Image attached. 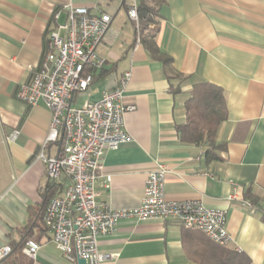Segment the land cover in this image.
<instances>
[{
	"label": "crops",
	"instance_id": "0c3cea01",
	"mask_svg": "<svg viewBox=\"0 0 264 264\" xmlns=\"http://www.w3.org/2000/svg\"><path fill=\"white\" fill-rule=\"evenodd\" d=\"M133 2L140 0H0V244L13 248L2 264H70L50 242L44 224L34 225L40 223L49 183L35 156L51 113L16 98L43 60L53 12L65 4L111 17L97 48L103 68L72 104L100 99L131 71L122 100L135 107L123 117L128 139L104 154L97 203L137 208L148 173L161 167L166 199L201 201L207 209L225 211L232 239L227 248L250 264H264V0H165L152 16L156 33L140 29L138 44L127 15ZM64 20L62 13L59 21ZM152 40L158 53L171 59L172 72L150 53L144 42ZM199 83L221 88L226 103L213 157L206 145L182 142L177 130ZM15 128L17 139L7 141ZM59 151L60 143L46 148L50 156ZM54 184L59 185L56 197L67 179L61 176ZM28 233L41 245L34 261L17 248ZM98 250L115 255L102 264H199L210 255L202 233L161 220H121L111 235L99 239Z\"/></svg>",
	"mask_w": 264,
	"mask_h": 264
},
{
	"label": "built area",
	"instance_id": "2783aa9c",
	"mask_svg": "<svg viewBox=\"0 0 264 264\" xmlns=\"http://www.w3.org/2000/svg\"><path fill=\"white\" fill-rule=\"evenodd\" d=\"M137 8V3L129 4L127 15L136 30L138 44L141 37ZM62 13L64 22L59 21ZM110 22L109 14L94 15L85 6L65 4L54 11L43 60L16 92V98L28 107L42 104L51 113L49 132L35 159L44 164L49 183H55L61 176L67 179L64 190L49 201L43 215L50 242L70 264H77L80 259L84 264H102L115 255L100 253L99 239L111 235L121 220L133 219L175 222L227 247L232 239L226 229L225 211L207 209L201 201L166 199L163 191L166 170L161 167L148 173L144 196L137 208L119 210L97 203L96 185L104 154L128 139L123 117L135 107L123 105L122 100L131 71L124 72L100 99L79 107L72 102L76 95L88 90L94 74L103 68L104 60L97 48ZM19 134L15 128L7 141L14 142ZM57 143L59 154L48 155L47 146ZM106 181H110L109 176ZM241 205L250 207L248 202ZM40 248L38 242L28 239L21 252L34 261ZM12 252V246L0 244V264Z\"/></svg>",
	"mask_w": 264,
	"mask_h": 264
},
{
	"label": "trees",
	"instance_id": "16d2710c",
	"mask_svg": "<svg viewBox=\"0 0 264 264\" xmlns=\"http://www.w3.org/2000/svg\"><path fill=\"white\" fill-rule=\"evenodd\" d=\"M164 2L165 0H140L137 4L139 29L152 31L153 34L156 33V29H151L152 16L157 15L158 8ZM153 34H151V38H153ZM144 43L150 53L157 54V60L163 62L165 67H170L171 59L158 53L153 40L145 41ZM169 71L172 72L171 68H169ZM226 116V103L222 89L209 83L196 84L192 88L190 97L185 102V122L177 127L179 137L182 142L187 144L206 145L208 147L207 154L213 157L211 150L218 148L215 145L216 132L220 123L226 120ZM58 191L59 185L48 183L45 190L40 223H35V226L41 227V222L44 224L43 215L46 206ZM261 215L264 219L263 211H261ZM29 235L30 233L25 236L17 248L21 249L24 242L31 239ZM208 244L210 246V255L206 259L198 261L199 264H250L248 258L237 254L227 247L217 245L210 240H208Z\"/></svg>",
	"mask_w": 264,
	"mask_h": 264
},
{
	"label": "water",
	"instance_id": "95a60500",
	"mask_svg": "<svg viewBox=\"0 0 264 264\" xmlns=\"http://www.w3.org/2000/svg\"><path fill=\"white\" fill-rule=\"evenodd\" d=\"M84 263H85L84 260L82 259L78 260V264H84Z\"/></svg>",
	"mask_w": 264,
	"mask_h": 264
},
{
	"label": "rangeland",
	"instance_id": "374dc122",
	"mask_svg": "<svg viewBox=\"0 0 264 264\" xmlns=\"http://www.w3.org/2000/svg\"><path fill=\"white\" fill-rule=\"evenodd\" d=\"M122 14V13H121Z\"/></svg>",
	"mask_w": 264,
	"mask_h": 264
}]
</instances>
